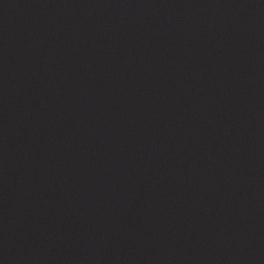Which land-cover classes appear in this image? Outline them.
Returning <instances> with one entry per match:
<instances>
[{
  "label": "water",
  "instance_id": "water-1",
  "mask_svg": "<svg viewBox=\"0 0 264 264\" xmlns=\"http://www.w3.org/2000/svg\"><path fill=\"white\" fill-rule=\"evenodd\" d=\"M0 264H264V0H0Z\"/></svg>",
  "mask_w": 264,
  "mask_h": 264
}]
</instances>
